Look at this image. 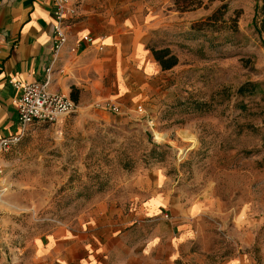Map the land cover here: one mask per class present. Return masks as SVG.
<instances>
[{"label":"rangeland","instance_id":"rangeland-1","mask_svg":"<svg viewBox=\"0 0 264 264\" xmlns=\"http://www.w3.org/2000/svg\"><path fill=\"white\" fill-rule=\"evenodd\" d=\"M76 1L71 23L112 45L92 57L87 100L3 154L0 264H35L58 231L109 263L123 234L155 233L166 264H264V0ZM136 46L179 63L144 70Z\"/></svg>","mask_w":264,"mask_h":264},{"label":"crops","instance_id":"crops-1","mask_svg":"<svg viewBox=\"0 0 264 264\" xmlns=\"http://www.w3.org/2000/svg\"><path fill=\"white\" fill-rule=\"evenodd\" d=\"M76 4V0H72ZM77 6V5H76ZM79 16L81 6H77ZM54 13L51 0H0V137L18 134L20 126L14 98L19 91L11 80L23 82L45 81L46 69L53 65L50 90L71 96L72 89H78V105L88 98L86 80L92 67V57L100 52L93 46L81 43L78 51L73 53L70 47L87 34L91 27L83 22L74 23L70 28L68 44L56 55L53 37ZM109 36L103 41L104 47H111ZM96 41H100L99 38ZM97 48V47H96ZM108 49V48H107ZM138 59L136 66L149 69L147 62L160 64L153 53L143 48L134 47ZM154 61L156 63H154ZM141 62V64H140ZM161 67V66H160ZM157 68V67H156ZM162 69V67H161ZM95 97L101 98V95ZM3 157V156H2ZM2 157L0 161L3 163ZM152 206L162 204L158 197L152 201ZM47 244H36L37 261L35 264H166V247L154 242L159 234L145 243H126L123 234L118 238L120 245L110 248L106 259L114 255L113 263L100 261L98 253H94L84 239L71 232L65 236V231L55 232ZM160 239V238H159ZM153 240V241H152ZM163 248L162 255L155 254ZM167 264H171L168 260ZM237 264V263H233Z\"/></svg>","mask_w":264,"mask_h":264},{"label":"built area","instance_id":"built-area-1","mask_svg":"<svg viewBox=\"0 0 264 264\" xmlns=\"http://www.w3.org/2000/svg\"><path fill=\"white\" fill-rule=\"evenodd\" d=\"M51 3L54 13V50L57 55L69 42L71 22L77 16L78 9L72 0H51ZM82 42L92 46L98 45L99 51L104 50L103 43L97 42L91 34H87L70 47V51L76 53ZM53 71L51 64L46 69L47 75L43 82L11 80L14 87L19 91V95L14 98V103L17 109L20 132L0 137V157L21 141L31 125L35 123L55 124L61 117L77 110L78 103L71 96L50 90V85L53 82ZM105 107L114 112L120 111V107L114 103L108 102ZM3 175L4 164L0 161V196L6 191V187L2 184Z\"/></svg>","mask_w":264,"mask_h":264},{"label":"trees","instance_id":"trees-1","mask_svg":"<svg viewBox=\"0 0 264 264\" xmlns=\"http://www.w3.org/2000/svg\"><path fill=\"white\" fill-rule=\"evenodd\" d=\"M225 1V0H221ZM174 3L180 8L182 11L199 8L203 5L204 0H174ZM227 7V3H223L218 9H216L208 19L218 20L220 16L223 14L222 8ZM152 53L154 55L155 60L160 64L162 70H170L175 67L179 63L178 57L172 53L169 48L156 49L152 48ZM247 85H244L240 88V91H245ZM71 97L78 102V89L73 88Z\"/></svg>","mask_w":264,"mask_h":264},{"label":"bare ground","instance_id":"bare-ground-1","mask_svg":"<svg viewBox=\"0 0 264 264\" xmlns=\"http://www.w3.org/2000/svg\"><path fill=\"white\" fill-rule=\"evenodd\" d=\"M155 135H156V138L159 139V140L164 139V135H162V134H160L158 132H156ZM182 153L185 154L186 153V150L183 151Z\"/></svg>","mask_w":264,"mask_h":264}]
</instances>
